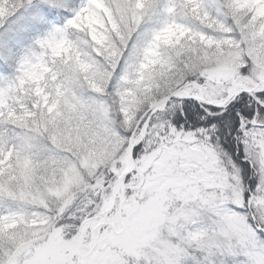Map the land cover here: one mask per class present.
Instances as JSON below:
<instances>
[{"label": "snow or ice", "instance_id": "1", "mask_svg": "<svg viewBox=\"0 0 264 264\" xmlns=\"http://www.w3.org/2000/svg\"><path fill=\"white\" fill-rule=\"evenodd\" d=\"M0 264H264V0H0Z\"/></svg>", "mask_w": 264, "mask_h": 264}]
</instances>
